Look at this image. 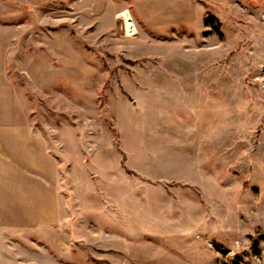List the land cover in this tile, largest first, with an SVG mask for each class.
<instances>
[{
    "label": "rangeland",
    "instance_id": "374dc122",
    "mask_svg": "<svg viewBox=\"0 0 264 264\" xmlns=\"http://www.w3.org/2000/svg\"><path fill=\"white\" fill-rule=\"evenodd\" d=\"M0 2V124L58 168L0 264H264V0Z\"/></svg>",
    "mask_w": 264,
    "mask_h": 264
},
{
    "label": "crops",
    "instance_id": "0c3cea01",
    "mask_svg": "<svg viewBox=\"0 0 264 264\" xmlns=\"http://www.w3.org/2000/svg\"><path fill=\"white\" fill-rule=\"evenodd\" d=\"M47 145L29 126L0 124V194H56L57 162Z\"/></svg>",
    "mask_w": 264,
    "mask_h": 264
},
{
    "label": "bare ground",
    "instance_id": "6f19581e",
    "mask_svg": "<svg viewBox=\"0 0 264 264\" xmlns=\"http://www.w3.org/2000/svg\"><path fill=\"white\" fill-rule=\"evenodd\" d=\"M118 17L121 18L123 21V26L124 29L126 30L127 36L133 37L134 35H136V32L132 26L130 18L125 13L120 14Z\"/></svg>",
    "mask_w": 264,
    "mask_h": 264
},
{
    "label": "trees",
    "instance_id": "16d2710c",
    "mask_svg": "<svg viewBox=\"0 0 264 264\" xmlns=\"http://www.w3.org/2000/svg\"><path fill=\"white\" fill-rule=\"evenodd\" d=\"M216 29H217V32L220 34L218 28H216ZM260 238H263V239H264V234H261V235H260Z\"/></svg>",
    "mask_w": 264,
    "mask_h": 264
}]
</instances>
